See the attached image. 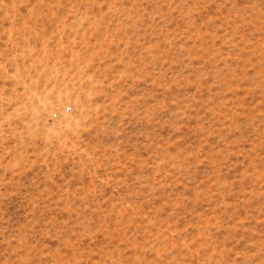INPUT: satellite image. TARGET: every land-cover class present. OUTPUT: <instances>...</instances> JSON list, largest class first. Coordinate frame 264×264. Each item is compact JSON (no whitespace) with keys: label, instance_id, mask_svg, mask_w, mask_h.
<instances>
[{"label":"rangeland","instance_id":"obj_1","mask_svg":"<svg viewBox=\"0 0 264 264\" xmlns=\"http://www.w3.org/2000/svg\"><path fill=\"white\" fill-rule=\"evenodd\" d=\"M0 264H264V0H0Z\"/></svg>","mask_w":264,"mask_h":264}]
</instances>
